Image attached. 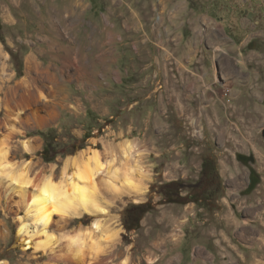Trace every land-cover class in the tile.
<instances>
[{"label": "rangeland", "instance_id": "obj_1", "mask_svg": "<svg viewBox=\"0 0 264 264\" xmlns=\"http://www.w3.org/2000/svg\"><path fill=\"white\" fill-rule=\"evenodd\" d=\"M258 4L0 0V48L7 55V73L14 76L7 75L9 82L3 85H18L26 74V58L33 53L45 68L57 71L61 83L58 88L52 82V93L49 80L19 90L36 89L57 103V115L43 125L18 126L14 134L3 127L0 155L9 151L7 158L0 157V169L6 173L12 163L24 170L28 164L32 183L27 203L48 175L72 192L67 178L78 168L87 169L85 159L79 160V167L67 165L79 152L97 149L103 164L94 179L81 181L90 191L91 208L61 215L63 219L55 214L46 231L26 213V203L18 202L9 184L4 187L0 173V264H68L44 252L43 245L51 238L64 249L71 237L86 233L94 222L99 228L91 233L93 243L103 236L106 242L117 241L95 261V246L88 245L81 264H121L125 258L130 264H264V119L262 126L245 130L236 114L231 117L233 101L216 102V93L208 90L216 71L210 60L214 45L229 38L239 44L248 35L254 41L264 39L263 24L256 26L262 16L254 22L244 13L260 14ZM197 46L203 58L190 57ZM250 47L263 50L264 43L254 42L245 50ZM255 101L264 105V90ZM215 104L218 112L211 111ZM0 116L4 118V112ZM46 139L55 154L51 162L42 157ZM25 141L33 142V151H26ZM126 142L133 144L131 153L123 151ZM212 156L227 184L213 201L214 209L166 202L164 185L196 182L203 160ZM253 180L257 184L251 190ZM140 204L152 208L142 215L139 228L129 231V209ZM22 224L26 229L19 233Z\"/></svg>", "mask_w": 264, "mask_h": 264}, {"label": "bare ground", "instance_id": "obj_2", "mask_svg": "<svg viewBox=\"0 0 264 264\" xmlns=\"http://www.w3.org/2000/svg\"><path fill=\"white\" fill-rule=\"evenodd\" d=\"M7 18L10 21H13L14 17L9 15ZM48 22L51 23V21ZM51 51L52 47H50L48 50H44L43 53L45 54ZM8 70L9 63L7 60V55L0 48V115L2 112H4L5 115L4 118L0 116V131L3 127L9 126L11 133L14 134L20 131L18 126H39L46 124L57 113V103L49 101L43 94L36 91V89H34L33 92L28 90L24 93H19V90L21 88L30 89L32 86L38 85L42 80H49L51 85H47V87L52 93V82L55 81L58 88L61 85L57 71L55 70L54 72L53 69L51 70L49 65H47L45 68L43 62L34 53L27 56L26 74L20 80L17 86L8 87L7 85H3L5 82H9V78L11 77V75L7 73ZM13 77L14 76L11 78ZM23 146L28 152L34 150L32 141H25ZM132 146V143L126 142L123 146L124 153H129ZM8 151L9 150H6L2 155H0V157H2V159L7 158ZM80 159H85L84 163H86L87 169L86 171L84 170L85 172H82L80 168H78V171L71 177L70 180L67 178V180L70 181V185L72 186V192H68L66 186H61L54 183L51 180V176L48 175L40 185L36 186V190L29 194L30 198L26 203L28 196L27 188L32 183V178L28 177L26 172L28 164H26V168L24 170H18L15 167V164L10 163L11 166L8 168L9 171L6 173L4 169H0V173L3 174L1 179L2 182L4 181V187L9 184V186L12 188L11 191L13 192V195L15 196L16 194L19 197L18 202L21 204L26 203V213L33 214L35 221L40 223L43 226V229L46 231V229L51 225L55 214H59L63 219L64 216L61 215L67 213L79 215L82 212H87L91 208L90 205L92 204V199L90 191L88 188H85L83 185H81V181L85 179H92L93 177H96L97 174H100V172L103 171V164H100L99 162V150L91 149L88 151H81L78 155L70 157L68 159L67 165L69 162H71V164L78 166ZM127 184L130 187L135 188L131 182H127ZM98 228V222H94L91 228L87 229L86 233H79L71 237L64 249H58V241L54 242L51 238H49L45 245H43L45 250L44 252L52 254L55 260H60L68 264H81V262L84 260L82 259V254L84 252L83 249L88 245H94L95 247L93 248L95 250L93 251L92 255L95 261L106 251L107 245L110 244V246H108L110 248L112 245L114 246L117 241V239L114 238L110 240V242H106L108 238L103 236L100 237V242L98 241L96 244L93 243L94 237L92 238L91 233L95 232ZM25 229L26 225L22 224L19 229V233H23ZM117 236L118 234L116 233L115 237ZM104 238V242L101 241ZM164 240L163 242L165 243ZM28 244L29 241H27V245ZM154 246H157V244ZM86 263L90 264L89 261ZM169 263L170 262L168 261L166 264ZM121 264H130V259L125 258Z\"/></svg>", "mask_w": 264, "mask_h": 264}, {"label": "crops", "instance_id": "obj_3", "mask_svg": "<svg viewBox=\"0 0 264 264\" xmlns=\"http://www.w3.org/2000/svg\"><path fill=\"white\" fill-rule=\"evenodd\" d=\"M258 1L260 14L258 11L248 10H245L244 13L248 14L250 18L252 17V21L254 22L257 20L256 17L260 18L259 16H262L261 18L263 20L258 19L256 21V26L260 27V23L264 26V0ZM262 33L263 35L260 36L264 37V32ZM260 36H258V39L261 38ZM225 41L226 40L223 39L220 45L217 43V45H219L217 50V45L213 46L215 49L212 50L213 54L210 60L212 61V65L216 67V71L212 73L214 82L212 81V83H210L208 90H212L213 93H216V95L213 94L217 99L216 102H226L227 99H231L233 101L231 106L229 105L231 117L236 114L245 130L247 128L255 130L257 127L262 126V119H264L261 113L264 112V105L258 104L255 101L256 97L259 94L261 95L264 90V49L258 50L250 47L251 49L246 51L245 46H249L254 42H256L257 45L262 44L264 43V39H256V41H254V39L249 38L248 35L239 44L232 38ZM196 48L197 50H193V54L190 57L195 58V56H199L203 58V52L200 49L198 50V46ZM218 81L219 84H217ZM219 87L224 91L221 94V89H219ZM211 99H214L213 96ZM217 106L218 104H215L211 111L218 112ZM258 114L260 115L258 116ZM227 128L228 124L226 123V129ZM223 179L226 181V177ZM225 185L227 187L226 183Z\"/></svg>", "mask_w": 264, "mask_h": 264}, {"label": "trees", "instance_id": "obj_4", "mask_svg": "<svg viewBox=\"0 0 264 264\" xmlns=\"http://www.w3.org/2000/svg\"><path fill=\"white\" fill-rule=\"evenodd\" d=\"M46 136V134H45ZM52 143L46 139L42 157L46 162H51L55 158ZM225 190V184L221 177L215 157H206L202 163L200 178L196 182L172 181L166 183L161 191L166 202L187 204L194 202L201 207L212 206L213 201ZM184 192L185 195H184ZM214 206V205H213ZM209 210H213L214 208ZM150 204H140L129 209L131 216V226L129 231L137 230L143 214L151 209Z\"/></svg>", "mask_w": 264, "mask_h": 264}, {"label": "water", "instance_id": "obj_5", "mask_svg": "<svg viewBox=\"0 0 264 264\" xmlns=\"http://www.w3.org/2000/svg\"><path fill=\"white\" fill-rule=\"evenodd\" d=\"M262 134L264 136V128L262 129ZM256 184H257V181L253 180L252 185H251V190L255 187Z\"/></svg>", "mask_w": 264, "mask_h": 264}]
</instances>
